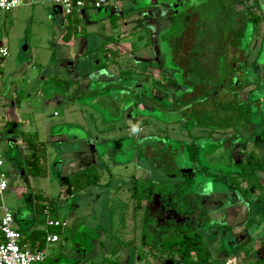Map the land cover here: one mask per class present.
I'll return each instance as SVG.
<instances>
[{"label": "rangeland", "instance_id": "1", "mask_svg": "<svg viewBox=\"0 0 264 264\" xmlns=\"http://www.w3.org/2000/svg\"><path fill=\"white\" fill-rule=\"evenodd\" d=\"M126 2L129 7L125 10L128 9L126 13L130 16L128 25L133 33L129 42L134 44V54H130L128 58L131 62L137 60L145 71L154 68L161 70L163 68L164 71L157 76L158 80H161L155 81L157 85L153 80L148 81L147 95L149 96L150 90L154 88V93L150 95L154 102L148 100L145 103L141 102L143 108L139 105L133 108L132 114L135 116L137 128L140 129V137L146 139L141 145L143 147L141 162L135 163L137 153L133 151V146L129 152L125 151L127 143L122 141L125 137L116 134L105 136L101 141L108 142L109 149L105 154L103 172L101 170L102 183L107 185L111 177L115 179L110 185L99 190L68 198V202L63 204L68 213L64 214L59 210L60 217L65 215L68 227L66 230H57L61 240L51 244L47 248V254L52 257L58 254L79 256L82 254L79 250L83 249L84 255L86 253L95 255L94 259H98L102 255H111L116 249L121 260L130 259L135 260V264H145L143 260L141 262L137 260L134 249H129L133 247L147 251V248L141 246V231L143 226H150L145 220L146 201L142 202L141 208L136 212L133 211L129 181L130 176L134 174L143 179H150L153 176V179L164 186L162 198L158 197L157 203L149 205L154 209V215L158 216L159 223L170 220L175 223L182 217L184 225L189 223V220L191 223L195 222L196 229L203 234L218 264H224L230 258H235L236 264H261L264 260V225L257 226L255 221L248 229L243 226L242 223L247 216L244 211L247 210V204L242 196L231 188L229 179L242 173V168L236 164V160L242 158L243 151L248 152L256 148L260 154H264V0H126ZM52 4L53 0H38L24 8L21 19L18 18L15 22L14 17L12 18L14 11L10 14L5 12L9 14L6 19L5 13L1 12L3 14L0 31L9 50V55L0 64V82L4 97L9 98V95L14 94V83L21 84L32 64V55L29 54V50L23 49L24 42L31 43L28 39L31 27L33 33H37L38 30L37 25H32L30 19L28 20L31 8L36 10L44 8L38 13L42 15L49 8H53ZM248 7L255 14L261 15L262 19L258 23L252 22L246 15ZM144 9L149 13V19H144L142 13ZM46 27L52 37L54 27L50 25ZM225 29H231L229 31L231 37H227ZM58 31L56 27L55 32ZM152 31L156 34L153 37L148 36ZM241 34L243 38L237 44L233 37ZM139 35H142L143 39H140ZM188 37L193 40L189 50L187 44L191 39H185ZM47 40L52 42L51 38ZM171 42L172 44L179 42L178 67L173 59L175 55L172 54ZM152 45H156V53L150 48ZM237 49L242 51L235 54L233 65L237 62L240 68L246 67L244 73L247 76H236L239 72L242 73L237 71V67L234 71L227 70L230 72L229 77L233 76L232 81L235 84L240 77L239 86L235 87L230 84L228 75L226 76L228 72L225 74L221 67L215 71V56L219 50L224 54L228 52L233 54ZM116 57L118 56H115V59ZM237 57L243 61L239 59L238 61ZM215 74L219 82L218 78L215 79ZM55 81L57 79H52L45 89L59 95L63 89L57 86ZM219 83L225 86L217 89ZM197 86L208 89V92L209 89L216 91L223 105L229 104L234 97L235 103L246 109L242 122L240 123L236 112L231 113L227 110L226 112L222 110L223 112H218L217 116L214 114L213 119H209L207 115L211 114L208 110L211 104H208L206 111H202V117L207 116L206 120H203L204 126L195 124L199 120L188 108L197 105L195 101H200L201 97H196L190 105L181 106V103L185 95ZM115 89L118 92L122 91L120 88ZM110 91L115 90L112 88ZM117 96L112 99L107 96L102 108L98 102L95 107L110 116V125L121 127L126 120L121 117V112L127 107V102L124 101L127 99L133 103L136 99L126 91L125 98ZM91 100L90 97L77 101L76 104L83 110L92 111L94 103ZM55 109V106H49L44 111L58 121L57 116L53 115ZM56 110L60 111L59 108ZM98 121L99 128L102 129L103 119ZM124 127H127L126 124ZM110 129L112 130V127L106 128L105 131L109 132ZM192 139H195L200 147V161L197 163L190 161L186 152L185 143ZM115 142L120 143L116 145ZM246 143L245 148L239 145ZM104 152L105 147L98 146L99 155ZM147 167L152 168V171ZM171 171L173 173H170ZM204 171L215 175L204 174ZM188 178H193L191 185L186 181ZM119 179L125 180L126 183L120 184ZM247 183L248 180L242 182L243 186ZM117 185L120 186L116 189ZM63 195L66 196L65 192L61 199ZM262 212L264 205L257 201L252 204L251 214L248 213V216L256 218L260 213L264 215ZM184 225L181 226L184 231L191 230L190 224ZM225 225H230L232 230H227ZM172 227L170 228L173 229ZM161 231L159 235L162 236L168 233L167 230ZM240 232H244L247 239L240 240L242 235L237 239L236 236L241 234ZM98 241L105 243V247H101ZM146 264H161V261L157 256L148 254Z\"/></svg>", "mask_w": 264, "mask_h": 264}, {"label": "crops", "instance_id": "2", "mask_svg": "<svg viewBox=\"0 0 264 264\" xmlns=\"http://www.w3.org/2000/svg\"><path fill=\"white\" fill-rule=\"evenodd\" d=\"M32 4H21L8 13L14 11L12 18L14 17L15 22L16 19H21V12L24 8ZM52 5L53 8H49L42 15L38 13L44 8L40 10L31 8V16L28 20L30 19L32 25H37L39 31L33 33L31 27L28 37L31 43L24 42L23 46V49L29 50V54L32 55V64L27 71L29 73L26 72V77L20 85L14 83V94L9 95V98L2 95L3 88L0 82L1 145L5 162L4 169L9 182L8 188L0 193V206L5 205L13 212L14 227L23 234L24 241L31 249L38 247L42 233L58 235L57 241H44L42 249L46 252V259L39 264H91L100 261L104 255L94 259L95 255L87 253L84 255L83 249L79 250L82 252L79 256L58 254L52 257L47 254V248L53 243H58L61 237L55 231V227H49L46 224L47 218L51 217L50 208L46 205L49 199H59V208L66 214L68 210H65L63 204L68 202L69 197L82 193L87 194L109 185V183L104 185L103 178H101L97 185L90 186L71 196L63 195L65 198L61 199L65 191L62 182L67 175L90 164H97L101 170L105 167L104 158L109 144L102 141L109 134L125 137L122 140L127 143L125 151L129 152L133 146V151H137L135 163L137 161L140 164L143 150L141 145L146 139L140 137V129L137 128L135 116L132 114L134 103L127 99L124 101L127 102V107L121 112V117L126 120L121 127L110 125V116L106 112L98 111L95 104L98 102L102 108L107 96L111 99L116 95L125 98V91L128 95L130 93L138 98V95L148 93L146 89L148 81L153 80L155 83L158 81L157 76L164 71L163 68L162 70L154 68L151 71L149 69L145 71L137 60L131 62L128 58L130 54H134V44L129 42L133 33L128 25L130 16L126 13L128 9L125 10L129 7L126 0H114L102 8L86 7L74 12L69 18L54 2ZM8 13L4 14L5 19L9 16ZM142 13L144 19H149V13L145 9ZM2 14L0 13V29ZM46 25L54 27L52 37ZM56 27L58 32H55ZM67 27L71 29V33L67 32ZM155 34L152 31L148 33V36L153 37ZM3 38L0 31V42L6 45ZM33 38L35 39L32 40ZM47 38H51L53 43ZM139 38L143 39V36L139 35ZM148 40L150 41V37ZM178 43H170L172 54L175 55L173 59L176 67L179 66ZM192 44L191 39L187 44V50L192 47ZM155 46L150 47L153 48L154 53H156ZM115 56L118 57L115 59ZM52 79H57L54 83L63 89L61 94L46 91L45 87ZM155 84L157 85V82ZM112 88L115 91L111 92ZM115 88H120L122 91L118 92ZM154 90L152 88L149 94L152 95ZM90 97L91 102L94 103V110H83L76 104L77 101L80 102ZM138 101L140 108H143L145 102L140 97ZM49 106L59 108L60 111L56 109L53 111L58 121L45 113L44 109ZM102 119L106 127L102 125L101 129L98 120ZM131 122L134 124L130 125ZM125 124L128 128L124 127ZM109 127H112V130L106 132L105 129ZM82 134L84 136H81ZM31 135H35L38 141L44 144L47 165V173L44 176L32 175L28 172V163L35 153V147L30 145L31 141L28 140ZM120 142H115V144ZM100 145L105 147V152L99 155L98 146ZM147 168L152 171V168ZM58 184L59 187H57ZM71 203L72 200L69 201V204ZM46 209L49 210L48 214L45 213ZM145 209L146 206H144V211ZM251 210L252 206L250 211L244 209L247 216L242 223L243 226ZM260 214L254 217L253 222L256 221L257 226L264 225L263 216ZM60 218L67 223L65 215ZM67 225L60 229L66 230ZM144 229L150 231L154 228L143 226ZM153 231L156 232L155 229ZM98 242L101 247H105V243ZM115 252L116 255L113 258L123 263L130 261V259L121 260V257H118V250ZM137 260L140 262L143 260L146 264L147 258L137 257Z\"/></svg>", "mask_w": 264, "mask_h": 264}, {"label": "trees", "instance_id": "3", "mask_svg": "<svg viewBox=\"0 0 264 264\" xmlns=\"http://www.w3.org/2000/svg\"><path fill=\"white\" fill-rule=\"evenodd\" d=\"M246 15L250 17L252 22L258 23L262 18L261 15H257L254 13V11L248 7L246 8ZM67 32L71 33V29L67 27ZM225 32L227 31V37H231L229 35V31L231 29L224 30ZM69 37V35H68ZM226 37V36H224ZM243 36L237 35L233 37L234 41L239 44L242 40ZM225 38L223 39V41ZM228 52V51H227ZM216 61H215V71L218 70L219 67L220 69L226 74L229 71H234L236 69L235 64L233 65V59L229 56L228 53L224 54L222 51L219 50V53L215 56ZM221 65V66H220ZM127 72V71H125ZM228 72L226 76L229 74ZM236 76H239L238 74ZM242 77V76H240ZM240 77L237 79V84H235L234 81H232L233 76L229 78L231 81L232 86H239L240 82ZM218 78L217 74H215V79ZM221 78V76H220ZM158 82H161V80H158ZM219 82V78H218ZM217 82V83H218ZM222 82H224L222 80ZM221 82V83H222ZM219 83L217 85V89L223 88L225 86ZM159 85V84H158ZM216 86V85H215ZM215 88V87H214ZM146 94H143L142 96H137L138 98L140 97L143 102L151 100L152 97L150 95L148 96ZM135 96V95H134ZM196 97H201L200 101H195ZM138 98H136L133 101L134 106L139 105ZM193 100L197 105L194 107L188 108L191 109L190 113L195 114V117L199 120L198 123H195L199 126H204L205 123H203V120L205 121L207 116L209 119L214 118L217 116L218 112H223L227 110V112L231 113H237L239 116V121L240 123L242 122V119L245 116L246 109L242 107L241 105H237L235 103V98L233 97L229 104L226 103V105L222 104L221 99L218 98V93L216 91H211L209 89H205L204 87H196L194 88L193 91L188 92L185 97L182 99L181 106H186L190 105ZM193 104V103H192ZM208 104H211L210 108L208 109L211 111L209 115L205 116L204 118L202 117L203 113L202 111H206V106ZM223 110V111H222ZM216 119V118H215ZM238 121V122H239ZM28 140L31 141L30 145H33L35 147V153L33 156H31V159L28 163V172L32 175H37V176H44L47 173V165H46V152L44 148V144L42 142H39L37 137L35 135H31L28 137ZM234 145V144H233ZM242 147H246L247 143L245 145L239 144ZM186 146V152L188 154V157L190 161L192 162H199L200 161V147L195 139H192L190 142L185 143ZM42 149V150H41ZM151 149H149L150 151ZM137 152V151H136ZM152 153V152H151ZM244 153V154H243ZM242 153V158L236 160V164L242 168V173L238 175H233L229 179V184L231 188L236 190L242 198L246 201L247 204V210L250 211V208L253 203L256 201H259L260 204L264 205V154H260L256 148L251 151H243ZM152 166V165H151ZM170 173H173L172 171ZM208 175H215V174H210L206 171H204V174ZM251 176V177H250ZM102 177V172L100 167L97 164H90L85 166L82 169H79L75 172H73L70 175H67L62 184L65 186V194L67 196H71L81 190H85L90 186L97 185ZM250 177V178H248ZM115 177H111V180L109 182V185L111 184L112 180H114ZM120 180V179H119ZM248 180V183L246 186H243L242 182ZM120 184H125V180H120ZM187 183L189 185L192 184L193 178H188ZM128 183V182H127ZM129 188L131 191L130 194V199L133 202V211L136 212L137 209L141 208L142 202L146 201V209H145V214H146V224H149L152 228L156 230L154 232L152 230L147 231L143 230L142 235H141V246L142 248H147V251H143V249H135L133 247H129L130 250L134 249L136 252V257L139 259H146L147 255L150 254L152 256H157L159 260L161 261V264H218L216 258L212 254L207 242L205 241V238L203 234L196 229L195 222L191 223L189 220V223L191 225V230L190 231H184L181 226H183V217L179 218L180 220L178 222H173L172 220L164 223H159V218L158 216L154 215V209L149 207V205L153 203H157V198H162V192L165 190L164 186L155 180V178H150V179H143L140 177L135 176L132 174L130 176V181H129ZM120 185L116 186V189ZM167 198V197H166ZM59 199H49L48 204L46 205L47 207L50 208V216L54 218H60L59 216V210H60V205H59ZM163 206V204H162ZM133 214V213H132ZM264 214V212H262ZM125 215V214H124ZM263 219H264V215ZM186 217H189L186 215ZM124 218V217H123ZM123 220V219H122ZM188 220V219H187ZM124 221V220H123ZM254 218L248 216L247 221L245 223V228L248 229L249 226L253 225ZM182 222V223H181ZM166 223V225H165ZM180 223V224H179ZM185 224V225H186ZM184 225V226H185ZM161 226V227H160ZM165 226V227H162ZM173 226V227H172ZM174 226H177L174 227ZM172 227L173 229H171ZM55 231L59 230V227H55ZM120 228V227H119ZM225 228L228 230H231L232 227L230 225H226ZM161 230H167V234L159 235ZM247 233V232H246ZM169 234V235H168ZM170 234H173V236H170ZM244 232H241L242 237L239 238V236L236 238L240 240H245L247 237L244 235ZM47 233H42L40 237V241L38 244V247L36 249H42L43 243L46 240ZM244 236V237H243ZM152 237L154 239H152ZM0 239H1V234H0ZM242 245V244H241ZM243 248H246L244 245H242ZM116 249L112 251L111 255L108 256H103V258L98 261V262H92L91 264H135L134 261H129L127 263H123L119 261L116 258H113V256L116 254ZM223 264V263H221ZM261 264H264V260H262Z\"/></svg>", "mask_w": 264, "mask_h": 264}, {"label": "built area", "instance_id": "4", "mask_svg": "<svg viewBox=\"0 0 264 264\" xmlns=\"http://www.w3.org/2000/svg\"><path fill=\"white\" fill-rule=\"evenodd\" d=\"M38 0H0V13L10 12L21 4H32ZM114 0H53L61 8L66 17L74 12L86 8H102ZM66 20V19H65ZM9 55L8 47L0 42V64ZM4 157L1 145L0 126V193L8 188V176L4 169ZM48 214L49 210L46 209ZM46 224L49 227L64 228L67 223L59 218L48 217ZM0 264H39L45 261L46 252L44 249H31L24 241L23 234L14 227L13 212L5 205L0 206ZM57 234H47L46 240L57 241ZM224 264H236L235 258L226 260Z\"/></svg>", "mask_w": 264, "mask_h": 264}, {"label": "flooded vegetation", "instance_id": "5", "mask_svg": "<svg viewBox=\"0 0 264 264\" xmlns=\"http://www.w3.org/2000/svg\"><path fill=\"white\" fill-rule=\"evenodd\" d=\"M234 51H235V52H233V54H232L231 52H228V54H229V53L231 54V55L229 54V56H230L232 59H233L234 57H236L235 54L237 53V51H242V50L237 49V50H234ZM238 59L241 60L240 58L237 57V60H238ZM239 60H238V61H239ZM241 61H243V60H241ZM235 66L237 67V71H238V72H239V71L242 72L241 74H240V72H239V76H247V74L244 73L246 67H245V68H240L239 63H237V62L235 63ZM253 67H254V66H253Z\"/></svg>", "mask_w": 264, "mask_h": 264}]
</instances>
